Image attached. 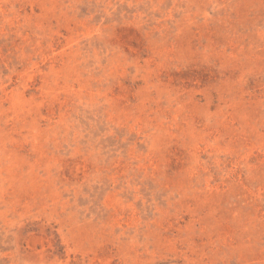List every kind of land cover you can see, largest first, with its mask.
Here are the masks:
<instances>
[{"label": "rangeland", "instance_id": "rangeland-1", "mask_svg": "<svg viewBox=\"0 0 264 264\" xmlns=\"http://www.w3.org/2000/svg\"><path fill=\"white\" fill-rule=\"evenodd\" d=\"M0 264H264V0H0Z\"/></svg>", "mask_w": 264, "mask_h": 264}]
</instances>
